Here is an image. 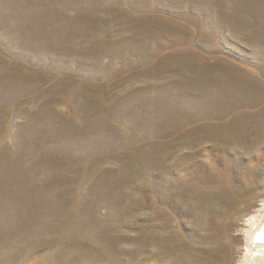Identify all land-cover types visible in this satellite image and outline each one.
Masks as SVG:
<instances>
[{"label": "rangeland", "instance_id": "1", "mask_svg": "<svg viewBox=\"0 0 264 264\" xmlns=\"http://www.w3.org/2000/svg\"><path fill=\"white\" fill-rule=\"evenodd\" d=\"M264 216V0H0V264H236Z\"/></svg>", "mask_w": 264, "mask_h": 264}, {"label": "clouds", "instance_id": "2", "mask_svg": "<svg viewBox=\"0 0 264 264\" xmlns=\"http://www.w3.org/2000/svg\"><path fill=\"white\" fill-rule=\"evenodd\" d=\"M236 264H264V245H253L251 235H247L245 246L239 250Z\"/></svg>", "mask_w": 264, "mask_h": 264}, {"label": "bare ground", "instance_id": "3", "mask_svg": "<svg viewBox=\"0 0 264 264\" xmlns=\"http://www.w3.org/2000/svg\"><path fill=\"white\" fill-rule=\"evenodd\" d=\"M247 235H251L253 245H264V216H251L248 220Z\"/></svg>", "mask_w": 264, "mask_h": 264}]
</instances>
